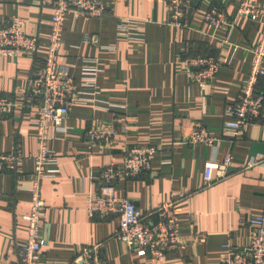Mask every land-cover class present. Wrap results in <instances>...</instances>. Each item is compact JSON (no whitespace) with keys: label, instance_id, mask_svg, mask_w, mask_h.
<instances>
[{"label":"crops","instance_id":"crops-1","mask_svg":"<svg viewBox=\"0 0 264 264\" xmlns=\"http://www.w3.org/2000/svg\"><path fill=\"white\" fill-rule=\"evenodd\" d=\"M103 1L107 10L101 18L76 13L65 18L59 70L80 83L85 68H99L102 94L97 102L75 106L63 121L66 130H52L59 172L42 182L48 213L41 264H68L83 247L96 244L111 264H222L224 246L247 248L250 219L264 216V163L249 170L243 166L264 158V115L260 124L237 135L223 132L226 109L238 100L252 49L264 32V17L239 18L233 45H225L212 37L204 14L216 6L234 17L241 0H194L190 29L171 24L168 0ZM249 1L264 7V0ZM14 16L22 18L26 34L38 36L39 45L32 57L0 55V98L22 103L8 116L0 114V153L18 150L25 159L18 173L0 172V264H18L27 235L39 106L28 92L48 53L53 11L40 0H0V25ZM202 55L222 63L207 85L193 82L182 66ZM96 121L118 129L112 143L87 142V129ZM199 126L216 138L213 145L190 144ZM140 146L155 149L150 170L135 179L118 178L115 191L145 215L175 200L181 244L160 262L128 252L116 239L117 216L91 218L87 211L90 195L101 188L100 174L112 163L122 168L128 150ZM229 155L234 158L229 176L205 187L206 164L222 163Z\"/></svg>","mask_w":264,"mask_h":264},{"label":"built area","instance_id":"built-area-1","mask_svg":"<svg viewBox=\"0 0 264 264\" xmlns=\"http://www.w3.org/2000/svg\"><path fill=\"white\" fill-rule=\"evenodd\" d=\"M43 6L53 11L49 49L47 56L31 78L28 97L37 103L36 120L38 151L33 157L34 173L31 175L32 205L28 215L26 238L19 246L18 264H41L44 244V222L48 205L42 195V182L58 175L56 160L53 157L52 130H66L63 121L78 104L97 102L101 99L99 68H85L82 80L78 83L73 77L59 70L58 61L63 45L65 18L70 13L101 18L107 6L103 0H40ZM193 0H168L169 18L172 25L190 29L194 11ZM255 21L264 17V7L258 3L241 0L234 17L224 9L213 6L204 14L203 23L211 27L212 37L225 45H233L230 38L237 28L239 18ZM24 21L19 16L12 17L5 25H0V55L16 57L34 56L39 45L38 36L23 31ZM222 34V35H221ZM253 60L249 74L235 104L226 109L227 119L223 122V132L237 135L243 128L260 124L264 115V93L260 91V81L264 79V32L259 43L252 49ZM193 82L210 84L219 74L222 63L213 55L187 58L182 62ZM21 99L0 98V114L5 117L21 106ZM119 135L112 124L101 121L93 123L86 132L87 142L92 146L98 143H112ZM216 138L208 129L199 126L190 134V144L213 145ZM155 149L151 146L133 147L124 157L122 168L109 165L99 176L101 188L89 197L87 211L91 218H106L115 215L120 219L116 239L123 243L128 252L148 256L153 261H163L169 251L178 249L181 244L179 218L175 213V200L171 199L157 209L143 214L136 203L128 197L116 194L114 182L118 178L135 179L150 170L151 157ZM24 156L14 150L0 153V172L18 173L24 165ZM264 163L263 157L249 159L245 170ZM234 168V158L228 156L222 163H207L204 171V186L229 176ZM236 170V169H235ZM216 171L217 176H214ZM252 235L247 248L237 250L225 245L226 255L222 264H264V216L250 219ZM68 264H111L103 256L102 245H89L81 249L79 255Z\"/></svg>","mask_w":264,"mask_h":264},{"label":"trees","instance_id":"trees-1","mask_svg":"<svg viewBox=\"0 0 264 264\" xmlns=\"http://www.w3.org/2000/svg\"><path fill=\"white\" fill-rule=\"evenodd\" d=\"M193 1H194V0H193ZM194 3H195V1H194ZM195 4H196V3H195ZM202 56H207V55H202ZM262 80H263V79H262ZM262 80H261V81H262ZM261 81H260V82H261ZM260 91H262V92L264 93V89H263V88H260Z\"/></svg>","mask_w":264,"mask_h":264}]
</instances>
